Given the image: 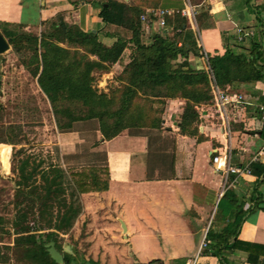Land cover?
I'll return each mask as SVG.
<instances>
[{
  "label": "trees",
  "instance_id": "1",
  "mask_svg": "<svg viewBox=\"0 0 264 264\" xmlns=\"http://www.w3.org/2000/svg\"><path fill=\"white\" fill-rule=\"evenodd\" d=\"M165 1L94 0L103 22L96 31L67 24L60 14L43 21L37 33L26 31L24 25H1V33L47 98L57 129L69 130L76 121L94 119L106 140L124 130H159L162 110L154 103L179 97L185 100L177 120L179 131L203 139L196 124V108L209 102L212 95L207 71L189 61L190 56L200 55L195 30L177 7L164 16V26L154 30L146 29L141 19L149 8H167ZM148 17L150 23L157 20L151 13ZM147 30L149 35L145 37ZM128 50L127 63L114 77L116 84L107 91L98 89L96 74L109 72ZM262 55V42L252 40L248 52L227 48L222 55L209 56L216 83L225 87L264 80V64L259 61ZM6 132L0 142H21L15 126L9 125ZM10 163L11 210L8 217L0 216V233L11 240L0 237V264H57L46 244L54 241L62 252L61 235L70 231L82 211L80 195L108 190L109 167L106 162L80 167L45 163L23 146H13ZM249 168L255 176L247 199L250 204L244 208L245 197L234 189H225L215 215L222 212L229 222L220 233L210 226L205 236L206 247L220 264H230L224 252L236 250L244 251L250 264H264V245L238 238L247 216L264 211L263 194L258 190L264 184V162H251ZM63 259V264L74 262L66 254ZM85 262L82 259L76 264Z\"/></svg>",
  "mask_w": 264,
  "mask_h": 264
},
{
  "label": "crops",
  "instance_id": "2",
  "mask_svg": "<svg viewBox=\"0 0 264 264\" xmlns=\"http://www.w3.org/2000/svg\"><path fill=\"white\" fill-rule=\"evenodd\" d=\"M93 2L0 0V25L7 24L8 28L24 25L25 30L40 31L43 21L60 14L67 24H76L85 31H96L103 27V22L98 16L96 2ZM187 2L195 12L193 21L187 18L188 24L195 27L201 48L209 56L222 55L227 48L248 52L251 41L256 40L262 42L263 55L259 61L264 64V0H251L250 3L245 0H196L197 3L167 0L164 5L171 10L174 7L181 9ZM144 24L146 29L159 27L155 22ZM238 27L244 31L251 30L253 34L239 39ZM148 35L147 30L145 37ZM101 40L106 41V38ZM196 41L198 43L197 35ZM128 52L121 56L122 60L112 64L109 72L102 73L103 76L109 78L110 75L114 79L127 63ZM189 61L192 66L204 69L200 55L190 56ZM222 88L245 95L243 107L233 112L235 122L232 123L228 145L232 164L244 166L251 162H264V154L253 160L264 146V111L260 109L264 107V80ZM166 102L162 124L169 132L175 130L178 148L175 151V170L167 176L157 178V169L149 165V152L153 145L147 131L156 129H142L146 132L124 130L106 140L102 138L98 124L94 128L96 140L92 143L93 148L102 153V162L96 164L107 163L109 188L80 195L82 211L70 231L61 235L62 254L70 256L74 260L72 264L82 259L86 260L84 264H189L188 260L195 255L201 242L205 226L211 225L212 231L220 233L228 224L229 220L223 214L215 215V202L223 185V176L215 171L212 162V152L223 147L225 140L217 127L207 120L199 126L202 140H197L196 135L182 134L174 118L181 115L185 100L176 97L167 98ZM93 120L76 121L69 130H60L62 133H59L56 144L67 154L74 152L75 145L90 134L87 129H91L89 126ZM54 128L57 130L55 124ZM13 146L21 147L22 143L0 142L2 175L13 176L9 160ZM5 148L9 150L3 158ZM233 179L234 175H230L226 187L243 195L246 200L244 208H247L255 176L251 174ZM258 190L264 198V184ZM238 238L264 245V211L257 210L247 216L240 226ZM224 256L230 264H250L242 250L225 251ZM153 260L156 261L153 263ZM199 264L220 262L210 253L203 255Z\"/></svg>",
  "mask_w": 264,
  "mask_h": 264
},
{
  "label": "rangeland",
  "instance_id": "3",
  "mask_svg": "<svg viewBox=\"0 0 264 264\" xmlns=\"http://www.w3.org/2000/svg\"><path fill=\"white\" fill-rule=\"evenodd\" d=\"M0 31H2L1 25ZM26 31L33 33L38 32L37 29H29ZM114 73H116V71ZM114 75L115 74H113L112 77ZM104 81H106V84ZM115 84L114 79H112L110 75L108 78L103 76L102 73L96 74L95 85L98 89L104 90V88H106L104 91H107L109 87ZM233 92L237 91L233 90ZM166 99L164 103H154L155 107L162 110L161 117L165 116V108L167 106ZM200 105L197 106L198 109L201 108ZM0 107V137H6V131L9 125L15 126L18 131L17 137L21 139L22 146L28 152H32L44 159L45 163H58L62 165V167H80L92 163L96 164L98 161L102 162V153L97 152V150L93 148L94 144H92L96 140L93 131L94 128H97L96 120L92 119L94 122L89 126L91 129H87L90 134H86V137L75 145L74 152L67 154L63 148L61 149L60 146L56 144L58 142L59 133H62V131L54 128L55 120L51 111V106L37 85L36 79L22 65L21 57L12 50L11 45L7 51L0 54ZM174 119L178 120L179 118L177 117ZM203 120L205 119H200L198 117L196 122L198 128L201 126ZM168 123L170 125V121ZM140 131L146 132L147 130H138V132ZM174 131L175 130L169 132L164 128L163 124L162 128L159 130L147 131L150 134L153 145L149 152V165L152 166L153 169H157L155 172L157 178L167 176L169 173L172 174L173 169L175 170V151L178 148L176 132ZM195 138L197 139V137ZM15 148L17 149L19 147L15 146ZM9 160H11V157ZM10 177H12V175H2L0 172V216L2 215L5 217L9 216L11 210V205L8 204L12 195ZM218 201L216 200L215 204L218 203ZM6 205L9 208L8 210L5 209ZM219 213L221 214L222 212ZM210 226L211 225L205 226L201 242L199 243L195 255L188 260L189 264H192V261H195V264H199L203 255L206 256L210 254L209 249L206 247L205 240L206 233ZM1 234L2 233H0V237L3 236L6 241L11 240H9L6 234ZM203 240L204 243L202 242ZM155 261L156 260H153V263Z\"/></svg>",
  "mask_w": 264,
  "mask_h": 264
},
{
  "label": "built area",
  "instance_id": "4",
  "mask_svg": "<svg viewBox=\"0 0 264 264\" xmlns=\"http://www.w3.org/2000/svg\"><path fill=\"white\" fill-rule=\"evenodd\" d=\"M171 12L172 10L168 8H149L147 9L146 14L141 15V19L143 23L147 24L150 21L148 16L151 13L153 16L157 17V20H154V22L159 27H162L164 26V16L170 14ZM179 12L189 20L193 21L195 19L193 6L189 2L179 9ZM237 32L240 34L239 39H243L245 36L253 34L251 30L244 31L241 27L237 28ZM196 35L198 38V47L201 48L198 33ZM200 50V56L204 60V69L207 71L210 79V92L212 99H210V101L206 104L200 105V109L197 108L198 117L200 119L208 120L210 125L216 126L219 133L225 140L223 147H217L212 152L214 169L223 176V185L218 193V201L225 189H227L226 184L229 181L230 175H234V181L240 176L252 174L249 164L244 166L232 164V155L228 147L232 134V123L235 122L233 112L236 109L243 107L245 104V97L241 93H234L229 91L228 88H222L216 83L209 64V55L202 48ZM260 109L264 111V107L261 106ZM262 154H264V146L258 151L253 160H256ZM202 242L204 243V240ZM192 264H195V261H192Z\"/></svg>",
  "mask_w": 264,
  "mask_h": 264
},
{
  "label": "water",
  "instance_id": "5",
  "mask_svg": "<svg viewBox=\"0 0 264 264\" xmlns=\"http://www.w3.org/2000/svg\"><path fill=\"white\" fill-rule=\"evenodd\" d=\"M10 48V44L8 40L4 37V35L0 31V54L4 53ZM47 251L50 255V257L57 263V264H63V254L61 251H59L54 241H50L46 244Z\"/></svg>",
  "mask_w": 264,
  "mask_h": 264
},
{
  "label": "bare ground",
  "instance_id": "6",
  "mask_svg": "<svg viewBox=\"0 0 264 264\" xmlns=\"http://www.w3.org/2000/svg\"><path fill=\"white\" fill-rule=\"evenodd\" d=\"M9 150V148H5V152L2 153V157L5 158L7 156V151ZM6 160V159H5ZM121 225H122V229L123 231L125 232L126 231V228H125V225L123 224V222L121 221Z\"/></svg>",
  "mask_w": 264,
  "mask_h": 264
}]
</instances>
